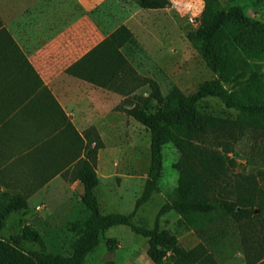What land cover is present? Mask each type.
<instances>
[{"label": "rangeland", "instance_id": "rangeland-1", "mask_svg": "<svg viewBox=\"0 0 264 264\" xmlns=\"http://www.w3.org/2000/svg\"><path fill=\"white\" fill-rule=\"evenodd\" d=\"M170 1L171 4L162 11L144 10L138 14V17L152 23L150 37H145L144 51L129 57L140 78H137L135 86L133 85L134 93L119 103L118 120L114 125L108 123L103 127L105 139L100 143L96 142L99 146L96 171L100 179L96 194L100 210L104 214H128L135 209L151 165L150 132L143 124L130 117L124 111L125 107L141 102L147 105L149 112L156 110V101L149 98L150 79L160 85L168 102L174 88L177 87L184 94L190 95L198 90L201 83L215 77V73L191 39L198 28L207 21L203 18L205 0ZM218 1L222 8L240 7L246 10L251 23L264 29V4L259 0ZM127 3L129 9L134 8L135 0H128ZM217 42L227 64L248 73L256 71L259 75L258 80L250 81L247 74V82L238 90L239 99L264 100V60L238 56L224 33L217 37ZM203 106V115L224 121L219 132L209 136L206 141L207 147L218 156L216 175L219 182L216 187H210L199 178L201 187L191 195L205 199L222 197L236 200L244 193L236 183L237 176L243 174L256 179L259 195L264 202V118L243 115L227 108L220 99L214 97L208 98ZM164 162L165 169L156 191L151 199L139 208L134 218L136 223L148 228L155 227L162 205L177 197L176 188L182 169L194 171L190 164L179 161V153L173 144L165 146ZM73 184L70 190L59 191L60 195L51 193L48 199L12 212L7 218V226L0 230V236L10 237L29 224L41 232L50 251L69 254L71 244L80 232L78 226L86 218L78 193L79 184ZM221 184L223 189H220ZM255 213V217L236 220L264 226V212L256 208ZM215 217V221L198 231L187 228L180 216L171 211L160 218V227L172 230L180 236L185 246L190 247L195 242L194 235L197 233L218 232L233 224L226 219L231 217L230 215ZM113 240L116 241V247L109 253L108 247ZM25 247L39 250V246L34 243H26ZM146 250L147 240L144 237L134 233L128 226L117 225L102 236L98 248L88 255L86 264H107L110 260H113L114 264H133L134 259L139 260L137 264H145Z\"/></svg>", "mask_w": 264, "mask_h": 264}, {"label": "crops", "instance_id": "crops-1", "mask_svg": "<svg viewBox=\"0 0 264 264\" xmlns=\"http://www.w3.org/2000/svg\"><path fill=\"white\" fill-rule=\"evenodd\" d=\"M127 2L0 0V199L22 194L29 205L73 183L81 199L84 187L72 173L85 157L87 132L94 127L105 139L103 127L118 120L119 103L134 93L140 75L135 65V72L109 74L99 61L76 64L122 25L142 47L132 56L143 52L152 23L138 14L166 9L142 8L136 0L129 9ZM89 68L101 80L106 73L108 85L77 74ZM226 219L233 222L228 228L183 244L204 246L193 264H264V226ZM144 263L154 264L147 255Z\"/></svg>", "mask_w": 264, "mask_h": 264}, {"label": "trees", "instance_id": "trees-1", "mask_svg": "<svg viewBox=\"0 0 264 264\" xmlns=\"http://www.w3.org/2000/svg\"><path fill=\"white\" fill-rule=\"evenodd\" d=\"M136 1L142 8L147 9L167 8L171 4L170 0ZM259 2L264 4V0ZM205 3L203 18L207 21L198 28L191 39L215 73V77L201 83L198 90L190 95L184 94L177 87L174 88L168 102L160 85L150 79L149 98L156 101V110L149 112L147 105L141 102L124 109L127 114L143 124L151 136V165L135 209L128 214L101 212L96 194L100 183L96 171L99 149L96 142L100 143L102 139L96 129L91 128L87 132L89 141L85 147V157L79 159L73 167V179H78L84 187L80 200L86 218L78 226L80 232L71 244L70 253L50 251L41 232L26 224L10 237L0 236V264H86L88 255L98 248L102 236L117 225L128 226L134 233L147 240L146 255L154 264H193L194 258L205 251L204 246L199 244L195 248L187 249L175 232L168 228L161 229L160 218L163 215L174 211L187 228L201 231L208 223L215 221V216L221 218L230 215L242 219L254 216L256 208L264 212V202L259 195L257 181L250 175L237 176L236 183L244 193L236 200L222 197L205 199L191 195L201 187L199 178L210 187H216L219 182L216 175L218 156L207 147L206 141L209 136L219 132L224 121L203 115L201 110L204 102L211 97L218 98L227 108L243 115L264 118V100L241 101L238 97V90L247 82V74L250 81H254L259 79L258 73L237 70L227 64L217 42V37L224 33L238 56L264 60V29L251 23L247 11L240 7L222 8L218 0H205ZM135 48L140 49L141 46L133 33L122 25L76 65L93 60L95 63L99 61L98 65L109 74L124 70L135 72L129 58ZM76 65L70 70L74 72ZM77 74L103 86H107L111 80L106 73L101 77L102 80L95 77L96 73L91 71V68ZM92 131L94 135L91 134ZM93 143L95 145H92ZM167 144H173L179 153V161L190 164L194 171L182 169L176 188L177 197L162 205L155 227L148 228L136 223L134 218L139 208L151 199L158 187L165 169L164 148ZM219 186L220 189L224 188L222 184ZM27 206V198L22 194L3 196L0 199V230L7 226V218L12 212ZM26 243L37 244L39 250L27 249ZM115 247L116 241L113 240L108 252H113ZM107 264H114V261L110 260Z\"/></svg>", "mask_w": 264, "mask_h": 264}]
</instances>
